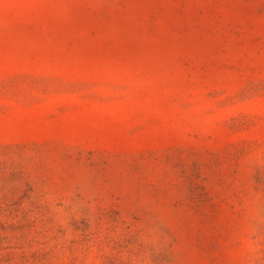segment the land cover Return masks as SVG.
Instances as JSON below:
<instances>
[{
	"label": "rangeland",
	"instance_id": "rangeland-1",
	"mask_svg": "<svg viewBox=\"0 0 264 264\" xmlns=\"http://www.w3.org/2000/svg\"><path fill=\"white\" fill-rule=\"evenodd\" d=\"M0 264H264V0H0Z\"/></svg>",
	"mask_w": 264,
	"mask_h": 264
}]
</instances>
